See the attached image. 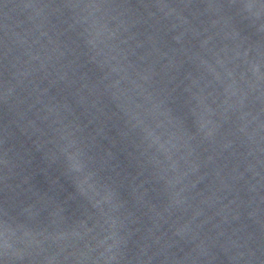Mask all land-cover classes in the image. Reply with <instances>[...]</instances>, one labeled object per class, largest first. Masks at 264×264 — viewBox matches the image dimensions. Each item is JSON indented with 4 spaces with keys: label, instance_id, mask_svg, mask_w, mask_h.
<instances>
[{
    "label": "water",
    "instance_id": "obj_1",
    "mask_svg": "<svg viewBox=\"0 0 264 264\" xmlns=\"http://www.w3.org/2000/svg\"><path fill=\"white\" fill-rule=\"evenodd\" d=\"M0 264H264V0H0Z\"/></svg>",
    "mask_w": 264,
    "mask_h": 264
}]
</instances>
